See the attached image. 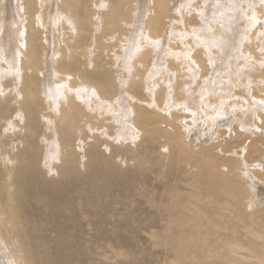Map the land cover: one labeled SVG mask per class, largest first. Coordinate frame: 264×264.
<instances>
[{
	"label": "rangeland",
	"instance_id": "rangeland-1",
	"mask_svg": "<svg viewBox=\"0 0 264 264\" xmlns=\"http://www.w3.org/2000/svg\"><path fill=\"white\" fill-rule=\"evenodd\" d=\"M0 1L2 3V4H0V14L3 15V16L0 15V18L3 17V20H5L3 22L4 25H2V21L3 20H1L2 19L1 18L0 19V25H1V27L4 26L5 30H7V31L10 28L9 32H11V34H13V35L15 34V36H16L15 37V36L10 35V33H6L7 31H5L3 27H2L3 28L2 31H1L2 28H0V35H1L0 36V45H1L0 47H2L4 49L6 48L5 51H4L5 52L4 54H10V50L12 49V51H14L15 54H16V58L18 57L17 58L18 60L16 59L15 64H16V66L18 65L17 68L19 70H18L17 73L13 72L12 74L7 72L8 70H6L7 67H5L6 66L5 62L4 61L2 62V60H0V65H1L0 66V71L2 70V68H4L2 71H3V73L4 72L6 73V75H5V73L3 74L2 71L0 72V77L2 76L0 78V81H1L0 82V94L2 95V97L5 96L4 97L5 103L1 104V107H4L6 104H7V106H9L10 110H9V113L7 114L8 115L7 120L11 121L12 117L16 115L15 113H17V111H16L17 110L16 103H18V102H15V100L17 99L16 93H15V91L17 89V84H16L17 82L15 80L18 79V77L20 79V76L22 74L21 73V69H20V65L22 64V62H21L22 59H21V53L20 52H22L21 49H23L25 47V44L23 45V43H24L23 40H24L25 36L22 35L19 31L23 30L22 29L23 28V23H24V21L27 20L28 15L25 12L24 4H23L24 0H20L19 3H17L19 0H15V2H14V0H3V1L0 0ZM110 1L111 0H95V2H94V0L91 1L92 2V10L96 14V15L94 14L93 17H92V21H93V24L91 25L92 26L91 27L92 30H90V31L87 30L86 32H84V34H83L84 37L82 38L83 41L81 43H79L78 45H76L75 39H74L75 38L74 35L76 33L72 34V32H70V31L75 32L74 31L75 30L74 23L70 24V23H67V22L60 21V23L59 22L57 23L58 25L55 23L53 27L52 26L51 27L45 26V22H46V24H49L48 23L49 16H50V18H52L53 14L51 13L52 12V7L51 6L54 4V0H49L47 8L45 6L43 11L41 12V15L39 13H37V12H39V9L36 7V10H35L34 15H33L34 24L36 26H38V28L41 27L42 29L40 28L41 29L40 31L42 32L43 35L45 34L43 36V40L45 39V41H46L47 38H49L48 36L49 35L51 36V34L54 33L57 36V40H58L59 48H60V50H58L59 52L56 51V56H55V53H53L54 55H52L50 53L48 54V52L45 53L44 51L47 50V46H46V44L43 41L45 46L43 48V52H41V55L39 54V63H37L36 69L34 70V73L32 74V78L36 77V79L38 81V82L36 81V83L39 84V87L42 86L40 84H43V86L40 87L39 90L41 92L43 90V87H44L45 91L41 92V95H42V97L44 99V103H45V101H48V103L47 102L45 103V110L46 111L45 110L44 111H45L46 115L44 116V114H42V116H44L45 119H46L45 121L48 123L47 124V123L43 122V124H42L43 131H44V128H45V124H46V127L48 128V130L45 128V131H47V133L45 131H44L45 133L42 132L43 136H44L43 138L45 139L44 140L45 143L42 142L43 144L41 145V144H39L37 142L38 145H39L38 147L40 148V150L42 149V154H41V156L36 157L35 160H37L39 168L41 166V161L45 160V165H46L45 166V172H46L45 174L54 173V172L50 171V170H52V168L54 166H56V168L58 169V167L60 168L61 166L64 165V163L59 164L60 161H57V160H59V157L61 155V153H59L60 150H59L58 146L60 145V143L62 145H64L63 143L67 141V144H68L67 145V151L70 150L71 153L68 154V156H69L68 159L69 160L67 159L68 161H67L65 166L68 167V168L74 166L76 168L75 170L77 171V173H80V175L79 174L77 175V173H76L77 176L75 175L74 179H72V180L70 179V181H67L64 184L63 189L61 191V196L58 195V197H59L58 201L59 202H56L57 204L54 205L53 208L51 209L50 215L55 212L54 218L52 219V218L49 217V220L46 219L47 226L45 228V238H44V240H45V245L47 247V252L46 253L50 254L49 257L47 255V259H46V263L47 264H51V263L52 264H89V262L91 264H95V263L96 264H156L155 262H157L158 260L163 262V260L167 259V258H165V257H168L167 254H163V252H161L159 250V248L156 247L155 242L150 239L149 235L151 236L155 232L160 231L165 226L164 223H165V219H166L167 215H166V213L159 212L158 205L161 206V205H163L164 202H166V199L162 197L164 192H166V190H171V188H178V189L181 188L182 191L185 190L184 185L186 184V181H187V178H188V175L186 173V171L188 169H187V167L184 164H181V163L180 164H175V163L171 162V167L166 166L165 158H168V155H169L170 151H169V153H167L166 148L168 146L157 135H156L157 138L156 137L153 138V135H150L147 132H143L142 134L137 135V141H135L136 137L132 138V139H135L134 140L135 143L133 144V143H131L132 140H130V138H127L125 136H123L124 137L123 138L122 136H120L119 130L116 129L117 128L116 124H113L114 122L111 121V118L114 117V111H116V109H115L116 107L114 108L112 105H110V102L112 100H114V98L116 99L117 96H119V95H120L119 97L121 98V100L116 99L117 102H115V104L119 105V106H121L122 104L127 103L129 101V102H132V106H134V108H136V109H144V111H146L147 113H150V112H153V113L154 112H156V113L159 112L160 113V111L164 112L165 107H167L168 105H169L168 107L170 108L171 102L173 101L171 97H172V93H173L174 89L172 90V86H170L171 87L170 91H172V93H171L167 89L169 87H166V84L163 85L162 83H160V80L158 82V79L160 77L153 70L152 62L161 63L162 66H164L163 68L166 70V72L168 74L169 73L171 74V75L169 74L171 78L168 77L169 75H166V78L168 79L167 81L173 80L174 83H173V81H171V84L173 83L174 87L177 86L179 89H182V87L184 86V88H185L184 92L182 91V93H181V91L178 90V93H177L176 91H174L175 92L174 94H176V95L179 94V95H177V98H176L177 99L176 101L179 104H180V102L183 99L187 100V97L188 96L190 97V95H192V91H194L192 86L193 85L195 86V84H196V82H194L193 80L195 79V81H196L202 75H203L202 77L204 78L203 80H204V83H205L206 87L203 86L204 85L203 82H200L199 85L196 87L195 94L199 96V97L195 98V101H196L197 104H199V101H201V103L203 102V100L200 99L201 97H203L202 95H206L207 93H208L207 96L215 94V91L217 90V88H218L219 91H220L221 87L224 88L223 92L220 93L221 95H226L228 93V91H229V88H232L230 93L227 94L226 96H224V98L222 100H226V103L229 106L228 109H229V111L231 110L230 112H232V114L236 113V114H240L241 115L242 114L241 112L243 110V113L244 112L247 113L246 114L247 116L243 115V117H244L243 118V123H241V121H237L235 119V121L231 125V128H230L231 131L234 130V131H237L238 133L245 134L246 137H247V138L245 137L246 139L252 137V140H262V141H264V136L262 134L264 132V97H263L264 96V73H262V71L264 72V13H262V12H264V0H184V2H183V0L182 1H180V0L176 1L175 0L176 1L175 7H173L172 4H171V3H173V5H174L175 1L171 0L170 1V6L171 7L168 6L166 8L167 12L163 13L161 15V18L159 19L160 22H159V30H158L157 35H151V36L157 37V38L162 37L163 34L166 35V37L169 39V41L172 43V45H171V47H168V46L167 47H163V49H160L159 44H157V42H151L152 40L146 38V35H144V33H143V31H144L143 27L139 28L138 26H135L136 24L133 23V20H134V17H135V11L133 12V10L134 9L136 10V6L137 7L138 6L141 7L144 4H145L144 8L142 10H140V11H142L140 13L141 14L140 18H142V19L139 18L138 21L140 20V21H143V23H145L148 15H149V3H150L149 0H144V1L141 0L142 4H141L140 0H134L133 1L134 4H132L131 7H130L131 9L133 7V9L131 10L132 15H131V13H130V15H128V11H125L124 10L125 8H123V12H124L125 17L124 18L122 17L123 19H121L119 21V25H118L117 29L113 30L112 28L109 27L110 29L106 30V27H105V25L103 23V20L100 19V15L101 14H99V13L107 14L109 12L107 5H108V3ZM179 1H180V3H179ZM200 2H201V4H200ZM13 3H15V5ZM93 3L96 4V6ZM101 3L103 5L102 8H100V4ZM49 4H51V5L49 6ZM179 4L180 5L182 4L181 7H180ZM6 5H7V7H6ZM12 5H14V7H12ZM19 5H20V7H19ZM93 5H94V7H93ZM182 6H184V7H182ZM207 6L211 7V9L214 8L215 10L213 9V11L211 10L209 12H206V7ZM250 6H251V8H250ZM1 7L3 9H6L5 11L8 12V13L4 12ZM226 7H228L227 8L228 10L226 9ZM9 8H10V10H9ZM201 8L202 9L204 8V9L202 10ZM48 9H50L51 12L48 11ZM179 9H181V13H180ZM21 10L22 11L24 10V11L22 12ZM195 10L196 11L199 10V12L198 11L196 12ZM47 11L49 13H51V14L49 15V13ZM170 11L171 12L175 11L176 13L175 12L171 13ZM177 12H179V13H177ZM184 12H185V14H184ZM9 13H10V15H9ZM12 13H14V14H12ZM133 13H134V17H133ZM170 13H171V15H170ZM18 14H21V15H18ZM36 14L38 15V17H37ZM142 14L144 15V17H142ZM201 14L202 15L205 14V15H203L204 17ZM5 15L8 16V17H6ZM177 15H179V16H177ZM15 16L18 17V18H15ZM170 16L172 17V20H171ZM95 17L98 18L99 20L98 19H97V21L94 20ZM173 17H175V18H173ZM8 18H12L13 21L10 22V20ZM19 18H20V20H18ZM167 18H168V20H167ZM15 19H16V22H15ZM61 19H65V18H61ZM6 20H7V23H6ZM125 20L127 21V24H126ZM135 20H136V18H135ZM174 20L177 23L174 22ZM38 21H40V22H38ZM13 22H15V23H13ZM18 22H20V23H18ZM42 22L44 24H42ZM101 22H102L103 25H100ZM59 24H60V26H59ZM64 24H66V25H64ZM160 24H162V25H160ZM166 24H169L171 26L166 25ZM172 24H174V25H172ZM8 25H10V26H8ZM69 25H71L73 27V29ZM61 26H63V28H61ZM19 27H21V28H19ZM43 27L45 28V31H46V29L49 31V33H48L49 35L48 34L46 35V33H44V28ZM137 27H138V29L140 31L138 29H136ZM181 27L184 28L185 30L182 29ZM203 27H205V29ZM13 28H14V30H13ZM64 28H66V29H64ZM178 28H180V29L178 30ZM56 30H58V31L56 32ZM119 30H121L123 32L120 31L121 32L120 33ZM196 30H197V32H196ZM183 31L185 32L184 36H183ZM16 32H18V33L16 34ZM90 33H91V35H90ZM177 33H179V34H177ZM186 33H188V35ZM85 34L87 36H89V37H87ZM137 34L138 35L140 34V37ZM17 35L19 36V38H18L19 40L18 39L16 40V38L18 37ZM133 35L135 36L134 38H136V42H134L132 40V38H133L132 36ZM22 36H24L23 40L21 39ZM45 36L47 38H45ZM194 36H195V38H194ZM3 37L4 38L7 37L8 39L6 38V41H5V39H3ZM12 37L15 38V39L13 40ZM179 37H182V38H179ZM138 39H140V40H138ZM146 39H147V41H145ZM171 39H174V40L172 41ZM175 40H177V41L175 42ZM186 40L190 41V43H191L190 47L193 49L192 52H189L188 45L187 44H186L187 46L185 45V41ZM4 41H5V45L7 47L4 45V43H2ZM62 41H63V43H62ZM7 42H9V43H7ZM192 42H193V44H192ZM12 43H14V44L12 45ZM73 43H75V44L73 45ZM132 44H135L137 47L138 46L141 47L140 49L145 51V52L150 51L149 53L152 56H149L146 59H144V66H143V63H138V64L134 65L135 64V60H138L137 58H135V57H138V55H139L138 53H137V55L135 54V57L133 56L132 59L129 60L130 62L129 61H125L124 58H126V57H124L123 55L126 53V50L129 49V47ZM183 44L187 47L186 51L184 49L186 47ZM9 45L12 46V47L10 48ZM15 45H16V47H15ZM19 45L20 46L23 45V46L20 47ZM90 45H92V46H90ZM176 45H178V46H176ZM202 46H204V47H202ZM17 47H18L19 50L17 49ZM65 47H66V49H65ZM68 47H71V48H69L70 50L68 49ZM226 47H229L230 52H228V54L224 55V53H226L224 51V48H226ZM96 48H98V49H96ZM172 48H173V50H172ZM178 49H179L180 52L178 51ZM220 49H222V50H220ZM16 50H17V52H16ZM164 50H166V51H164ZM181 50L182 51L184 50V51L181 53ZM250 50L251 51L253 50V52L256 53V54L253 55V53ZM60 51H61V53H60ZM170 51H172L171 54H170ZM185 52H188V54H190V53L191 54L187 56V53H185ZM198 52H199V55H198ZM58 53H59V55H58ZM111 53H113V55H111ZM46 54H48V55L46 56ZM172 54H173V57L171 56ZM180 54H181V56H179ZM77 55H79V56L77 57ZM126 55H127V53H126ZM164 55H166V56H164ZM48 56L50 58L48 60L49 64H48V61H47ZM68 56H69V59H68ZM247 56H249V57H247ZM73 57L75 58V62L76 63L79 62V64H80V65H78L77 68H76V65L73 66V68L69 67V63L71 61L70 58H72V61L74 62ZM103 57H104V60H103ZM192 57H193V60L195 61V64H197V66L194 64L195 67H189V64H187L188 63L187 62V58L189 59V58H192ZM93 58H95V59H93ZM99 58H100L99 63L103 62L102 63L103 74L105 76L107 75L106 77L108 78L107 79L108 80L107 84H110L109 85L110 87H109L107 84H104V83L102 84L101 83L102 86L107 87V90H108L107 94L108 95L106 97L105 96L101 97L100 93H98V90H100V88L98 86H96L95 84L93 85V87L94 86L96 87L95 89H96L98 94L96 93L95 90H93L92 93H90V94H93V95L87 94V92L84 90L85 86L83 87L84 84H81V83H84V82L82 81L80 75H81V72H82V74L84 73L83 72V68L86 65V62L89 60L90 64L93 65L95 63V60H96V63L98 64L97 60ZM161 58H162V60H161L162 62H159V60ZM184 58H185L186 61L184 60ZM195 58L196 59L200 58L201 61H197ZM223 58L226 59V61H224ZM57 59H59V60H57ZM64 59H66V60L68 59L69 62H68V60L67 61L66 60L63 61ZM126 60H128V59H126ZM180 60H182V62ZM222 60L225 63V67H227V68L224 69V72H222V74H221V76L219 78V75H218V77L214 75V70L213 69H216L217 66L220 64V61L222 62ZM44 61H46V63ZM53 61L56 63L57 67H58L57 64L60 62V64L61 65L63 64L64 66L67 64L66 67L68 66V68H66V67L62 68L59 65V71H57V72L56 71H52L53 68L51 66V62L53 63ZM202 61H203V63L201 64L200 62H202ZM164 63L166 65H164ZM181 63H182L183 66L181 65ZM206 63L208 65L210 64L209 65L210 68L208 67V65ZM46 64H47V68L45 67ZM198 64L199 65L201 64V65L198 66ZM94 65L91 66V68L92 67L94 68ZM168 65H170V67ZM185 65L188 67V69L191 68L194 72L191 71V70H189V72H188V69L185 72V69L187 68ZM202 66H204L206 68V70L204 71V74H202V71H201ZM211 66H212V68H211ZM256 66H258V67H256ZM143 67L147 68L146 72H149V73H146V74H145V72L143 73ZM183 67H184V71H181V70H183ZM48 68H49V71H52V72H48L47 71ZM50 68H52V70H50ZM104 68H105V70H103ZM178 68L181 69V70H179ZM257 68H259L260 70H258ZM42 69H43V71H47L49 74L47 72H43ZM136 69L138 71H136ZM85 70H86V73H87V71H89V67H85ZM93 70H95V68ZM175 70L177 71V73H176ZM19 71H20V73H19ZM74 71H75V75H74ZM90 71L93 72L92 69H90ZM237 71L238 72L241 71L242 73L240 72L238 74ZM79 72H80V74H79ZM134 72L137 73L135 76H133V74H132ZM183 72H184V75H183ZM44 73L46 75L48 74L47 75L48 78H47V76ZM76 73H77V75H76ZM181 73H182V76H181ZM191 73H195V74H191ZM14 74H16L17 76L14 75ZM39 74H40V76L42 75L41 77H43V78H41L39 76ZM138 74L141 75L142 79L139 80L140 77H139ZM154 74H155V76H154L155 78L153 77ZM161 74H163V72ZM172 74H173V76H172ZM258 74L260 75V77L262 79L259 78ZM191 75H193V76H191ZM232 75L236 76L235 77L236 78V84L238 82H240V83H238V86L236 84L232 83V81L230 80V77ZM187 76L189 78H187ZM44 77H45L46 80H48V79H50V80H48V82L46 83V80L44 81ZM67 77H68V80H66ZM75 77H80V78L77 79L80 83L79 82L73 83V82H75L74 81L76 79ZM122 77L125 78V79H121ZM14 78H16V79L13 81ZM151 78H152V80H154L152 82V84H151V82H149L151 80ZM192 78H194V79L192 80ZM208 78H209L208 82H205L206 79H208ZM237 78H238V80H237ZM249 78H251V79H249ZM143 79L145 81L148 79L149 80V81L147 80L148 83H147V81L144 82ZM156 79H157V81H156ZM186 79H189V80L186 81ZM54 80H56V83H55ZM59 80H60V82H59ZM61 80H63L62 81L63 83L61 82ZM123 80H125V81H123ZM226 80L228 81V83H226L227 82ZM254 80H256V81L258 80V81H261V82L257 81V83H254L255 82ZM42 81H43V83H41ZM57 81L59 83H57ZM66 81L67 82L69 81L68 83L70 85ZM138 81H141L140 82L141 84ZM209 81H212L210 86H209ZM14 82H16V83H14ZM71 82H72V84H71ZM117 82H118L119 85H116ZM247 82H248V84H247ZM44 83H46V86H44ZM49 83L52 85V89L53 90L56 88L55 86L57 84H58V86H57L58 88H60L62 86L63 93L66 91L65 92L66 94L64 93L65 96H63V94L60 95L59 93L56 94L55 92L50 94L49 90H47V85ZM155 83H157V84H155ZM183 83H185V84L183 85ZM212 83H214V84H212ZM215 83H216L217 86L215 85ZM241 83H242V86H240ZM61 84H63V85H61ZM77 84H79V86H81V87L78 88ZM125 84L128 85V87ZM150 84L153 85V88L149 87V86H151ZM186 84L190 88H188V86ZM256 84H257V86H254ZM68 85H69L70 88L68 87ZM72 85L73 86L76 85V86L73 87ZM111 85H112V87H111ZM155 85H156V87H155ZM15 86H16V89H15ZM160 86H161V88H163V87L165 88V93H164V88L161 89ZM228 86H230V87H228ZM143 87H144V89H143ZM199 87L202 88V89H199ZM208 87H210V88H208ZM258 87H261V88H258ZM262 87H263V89H262ZM123 88H124V90H123ZM148 88L150 89V92H149ZM139 89H140V92L143 95L139 92ZM210 89L214 93L211 92V91L209 92ZM130 90H132L131 92H133V93H131ZM157 90L161 91V93L159 92V95H158ZM197 90H199L198 93H197ZM75 91L76 92L77 91L80 92V93H78V92L75 93V96H78V100L77 101L80 104H82L83 107H86L87 112L90 115L89 118H88V119H90V122L88 121V123H86V124H85V122H83V123L76 122V124L74 126H66V125H63V124H61V125L60 124H56L55 122L57 121V116L58 115H56V114L54 115L53 113L57 112V114H58V109H60V104H61V107H62V104L65 105L66 101L68 100L66 98L67 94H70V93L73 94ZM82 91H83V94H82ZM1 92H4L5 95H3V93H1ZM156 92H157V94H156ZM162 92L164 94V98H163ZM201 92H202V94H201ZM233 92L235 93V95H234ZM46 93H49V94L46 95ZM209 93H211V94H209ZM80 94H81L82 97L80 96ZM126 94H128V95H126ZM137 94H138V97H137ZM169 94H170V96H169ZM185 94H186V96H185ZM232 94H233L234 97L232 96ZM146 95H148L147 98H146ZM230 95H231V97H230ZM51 96H52V98H51ZM150 96L152 97V99H151ZM166 96H168V97H166ZM54 97H56V98H54ZM130 97H132V98H130ZM159 97H160V100L158 99ZM133 98H135V99H133ZM154 98L157 99L159 102L157 100H156L157 101L156 102ZM236 98H237V101H236ZM248 98H249V100H248ZM0 99H1V97H0ZM49 99H51V100L49 101ZM65 99H66V101H65ZM122 99H123V101H122ZM13 100H14V103H13ZM81 100H84V101H81ZM134 100L137 101V102H135ZM161 100H163V103H162ZM253 100H254V102H252ZM53 101H56L57 103L59 102L58 103L59 105L57 104L58 107L56 106V102H54V104H52ZM61 101H63L64 103H62ZM169 101H171V102H169ZM228 101L229 102L231 101L230 104L228 103ZM100 102L102 103V105L100 104ZM256 102L258 104H256ZM150 103L153 104L154 106L150 105ZM204 103H206V102H204ZM247 103H249V104L247 105ZM233 104H234V107H233ZM99 105L101 107H99ZM242 105H245V106H242ZM148 106H149V108H148ZM248 106H251L252 108L251 107L246 108ZM92 107H93V109H92ZM96 108H98V109H96ZM106 108H107V110L109 112L108 111L105 112ZM232 108H233V111H232ZM243 108H245V109H243ZM261 108H262V110H261L262 112L259 111ZM47 110L49 112H47ZM51 110H53V111H51ZM157 110H158V112H157ZM170 110H173V109L170 108ZM94 112H97V113L94 114ZM171 112L172 113H170V114H175V115L178 114V115H176L178 119L175 121L176 127H180V125H182L181 122H180V120L182 118H185V119L188 118V115L187 114L185 115L179 109L171 111ZM49 113H51L52 116L49 115ZM101 113L104 116H102ZM156 113H155V115H156ZM170 114H167L166 117L169 118V116H171ZM180 114H183V115H180ZM236 114L232 115L233 118H235L234 116H236ZM47 115H49L50 118ZM53 116H55V117H53ZM185 116H187V117H185ZM106 117H108V118H106ZM255 117H257L258 120H256ZM49 119H50V123L48 122ZM205 119L207 121L211 120L210 118H207V115H205ZM261 119H262V121H261ZM51 120L53 121L54 124H56V126L53 123H51L52 122ZM13 121L15 123H17V120H13ZM212 121L214 122V120H212ZM258 122H259V124H257ZM52 124L54 125V127H53ZM197 124H201V122L199 121V122H197ZM241 125H243V128H245V130L239 128ZM50 126H52V127H50ZM185 126H187V125H185ZM198 126H196V128ZM245 126H248V127H245ZM251 126H252V128H251ZM59 127L61 128L62 132L59 130L60 129ZM67 127H69V128H67ZM7 128L8 127L5 128L4 125L1 126L2 130L7 131L6 133H8V129ZM51 128H52V130H51ZM188 128L190 129V126ZM238 128H239V130H238ZM55 129H56V131H58L57 134H54V135H56V137H55L56 139L54 138V135L51 133V131L53 133H55L54 132ZM198 129L200 130L201 128L198 127L197 131L193 130L192 133L196 134V132H198ZM220 129L223 130V129H225V127H222ZM240 129L242 131H240ZM253 130H257L258 132H262L261 133L262 135L261 134L257 135V136L256 135H252V133H250V132H252ZM179 131H181V129ZM247 131H249V132L247 133ZM60 132L62 133V135H61ZM66 133H68V134H66ZM114 133H115V135H114ZM184 133H186L185 130H182L181 134H182L183 140L186 139V141H185L186 142V146H187V143H188L189 147H191V148L193 147L192 149H197V146L194 145L196 142H194L193 137L192 136H191V138L187 137L186 135H188V134H184ZM226 134H227L226 130H224V133L221 134L219 137L221 138L222 135H226ZM233 135H235V132L233 133ZM50 136H51V138H50ZM60 136H61L62 139H60ZM119 136L122 137V138H120ZM58 137H59V139H58ZM132 137H134V136H132ZM219 137H217V139ZM257 137H259V138H257ZM50 139H52V140H50ZM122 139H124L126 141H124ZM149 139H151V140H149ZM78 140L81 142V144H80V142ZM190 140L193 142L192 144H190ZM232 140H234V138L233 139H229V141H231V142H232ZM51 141H53V142H51ZM72 141H74V143ZM218 141H220V139H218ZM227 141L228 140L226 139V141H222V142H227ZM54 142H58L59 145L57 143L55 144ZM75 142H77V143L75 144ZM129 142H130V144H129ZM144 144H146V145H144ZM154 144H155V146H154ZM216 144H218V143H216ZM53 145H54V148H53ZM162 145H164V146H162ZM46 146H48V147H46ZM195 146H196V148H194ZM51 147H52V150H54V152L51 150ZM158 147H160L162 150H160V148L158 149ZM46 148H49V149L46 150ZM78 148H80L79 149L80 151L78 150ZM148 149H150V151L152 149V151L150 152ZM43 151H44L45 155L43 154ZM146 151H148V154H147ZM262 151H263V156H264V147H262ZM153 152H154V154H153ZM50 153L52 154V157H51ZM57 154H59V156H56ZM145 154H146V156H144ZM155 154H156V157H155ZM79 155H80V157H79ZM86 155H88V156H86ZM53 156H54V158H53ZM72 156H73V159H72ZM118 157H120V158L118 159ZM70 159H72V161H70ZM48 162H51V163H48ZM155 162H157V163H155ZM68 163H69V165H68ZM74 163H75V165H74ZM148 163H150V164H148ZM49 164L50 165L52 164L53 167L50 166ZM84 164H87V166H89V167H87V169H86ZM79 165H81V166H79ZM124 165H126V166L124 167ZM132 165H133V167H132ZM172 165H174V166L177 165L178 167L176 166L174 168ZM151 166H153V168ZM149 167L152 170H150ZM167 168H168V170L166 172ZM184 168L187 169V170H185ZM41 169H42V167H41ZM175 170H177V171H175ZM180 170L182 171V173L179 172ZM166 173H167V175H166ZM156 174H158V176L161 175V174H164L166 176H163V177L160 176V177H157V179H155L154 175H156ZM179 174H180V176H179ZM171 176L173 178H171ZM51 177L52 176H48L49 179H51ZM179 177H180V179H176V178H179ZM154 180H156V181H154ZM166 180L167 181L169 180V181L167 182ZM104 181H106V183H104ZM157 181H159V182L157 183ZM175 181H177V182H175ZM143 182H144V184H143ZM164 182H166V183H164ZM175 183H177V184H175ZM180 183H182L183 185L180 184ZM100 184H101V186H99ZM166 184L167 185L168 184L172 185V187L169 186V185H168L169 186L168 187ZM178 184H179V187L177 186ZM90 185H91V187H90ZM145 185L147 186V188H145L146 187ZM151 185L154 186V187H152ZM159 185L162 186V187H159ZM164 185H165V187L163 189ZM104 186H106V187H104ZM151 187L155 191V193H154L153 190H151ZM58 188L60 189L61 185H59ZM142 189H143V191H142ZM146 189H148V191ZM91 190H93V191H91ZM144 190H146V191L144 192ZM188 190L189 189L187 188L186 191H188ZM139 191H141V193L142 192H144V193H142V195H141V193ZM137 194H139V195L137 196ZM85 196H87V197H85ZM105 196H107V197H105ZM146 197H148L149 199L146 198ZM153 197H155V198H153ZM66 198H67V200H66ZM141 198H143V201L141 200ZM108 199H109V201H108ZM48 200H49V198H48ZM76 200H78V201H76ZM104 200H105V202H104ZM114 200H115V202H114ZM86 201L88 203H85ZM152 201H154L153 203H155V205L152 203ZM77 202H78V204H77ZM145 202H147V203H145ZM144 203H145V206H144ZM86 204L88 206H85ZM96 204H97L98 207H96ZM68 205H69V207H68ZM94 205H95L96 209L94 208ZM150 206H152V207L150 208ZM66 207H68V208H66ZM255 207L264 208V207H262V205L259 202L255 203ZM47 209L48 208L46 206V210ZM64 212H65V216H63ZM143 212H145V214ZM84 216H86V217H84ZM92 216H94V217H92ZM70 222H71V225H70ZM69 225H70L71 228L69 227ZM90 229L94 233H92ZM95 229H97V232H96ZM87 230H88V232H87ZM79 232H81V233H79ZM97 233H98V236L96 235ZM70 234H72V235H70ZM99 234H101V235H99ZM60 235H61V237H59ZM82 235H84V236H82ZM57 238H60L61 242H59L60 240L57 239ZM89 238L91 240H89ZM90 245H91V247H90ZM100 245L103 246V247H101ZM56 246H58V247H56ZM99 247H101L100 250H98ZM58 248H60V249L58 250ZM49 250H51V251H49ZM106 250H108V251H106ZM54 251H56L57 253L56 252L54 253ZM66 251H67V253H66ZM91 251L93 252V254L91 253ZM95 251H96V253H95ZM83 252H85V253H83ZM88 253H89V255H88ZM120 254H122V255L120 256ZM64 255H66V256H64ZM116 255H118V256H116ZM97 256H98V258H96ZM78 258H81V259L78 260ZM64 259H65V261H64ZM69 260H70V263H68Z\"/></svg>",
	"mask_w": 264,
	"mask_h": 264
},
{
	"label": "bare ground",
	"instance_id": "bare-ground-1",
	"mask_svg": "<svg viewBox=\"0 0 264 264\" xmlns=\"http://www.w3.org/2000/svg\"><path fill=\"white\" fill-rule=\"evenodd\" d=\"M91 1L92 0H54V4L51 6L52 7V12L50 11V9H48V11H50L53 14L52 15V18H50V16H49V21H48L49 24H46V22H45V26H49V27L52 26L53 27L55 23L56 24L58 22L60 23V21L67 22V23H70V24L74 23V25H75L74 26L75 27V30L74 31L75 32H73V31H70V32H72V34L73 33H76L74 35L75 36L74 39H75L76 45H78L79 43H81L83 41L82 38L84 37L83 36L84 32H86L87 30L88 31L92 30L91 29V27H92L91 25L93 24L92 17H93V15L95 13L92 10V2ZM133 1L134 0H111L108 3L107 7H108V11L109 12L107 14H105V13L104 14L99 13V14H101L100 15V19L103 20V23H104V25L106 27V30H109L110 28H112L113 30L117 29V27L119 25V21L125 17L124 12H123V8H125L124 9L125 11H128V15H130V13L132 15L131 10L133 9V7H132V9L130 7H131L132 4H134ZM170 1L171 0H151V1L149 0V2H150L149 3V15H148L145 23H143V21H140V20L138 21V19L141 16L140 13L142 12L140 10H142L144 8V5L145 4L142 5L141 7H139V6L137 7L136 6V10L135 9L133 10V12L135 11V17H134V13H133V17H134L133 23L136 24L135 26H138L139 28L140 27H143V29H144L143 33H144V35H146V38L152 40L151 42H157V44H159L160 49H163V47H167V46L168 47H171L172 43L169 41V39L166 37L165 34H163L162 37H159V38L153 37L151 35H157L158 30H159V22H160L159 19L161 18V15L163 13L167 12L166 11V8L168 6H170ZM176 1L174 2V5H173V3H171L173 7H175ZM180 1H182V0H180ZM180 1H179V3H180ZM14 2H15V0H14ZM19 2H20V0L17 3H19ZM48 2H49V0H24V2H23L24 8H25V12L28 15V17H27V20H26L27 22L24 21V23H23V28H22L23 30L21 29L22 31H19V30L18 31L22 35L25 36V37L22 36V38H21L23 40V37H24V40H23L24 43H23V45L25 44V47L23 49H21L22 52H20L21 53V59H22L21 60L22 64L20 65V69H21V73L22 74H21V76L19 75L20 76V79H19V77H18V79H16L17 77L13 79V81L16 79L15 81L17 82V83L16 82H14V83L17 84V89H16V86H15V89H16L15 93H16V97H17V99L15 100V102H18V103H16V105H17V110H16L17 113H15L16 115L12 117V120L11 121L10 120H7V118H8V115L7 114L9 113L10 108H9V106H7V104L4 107H1V104L5 103V101H4L5 100L4 99L5 96L2 97V95L0 94V97H1V99H0V264H47L46 263L47 255L49 257L50 254L49 253L48 254L46 253L47 252V247L45 245V240H44V238H45V228L47 226L46 219L49 220V217L52 218V219L54 218L55 212L52 213L51 215H50V213H51V209L53 208V206L57 204L56 202H59L58 201V198H59L58 195L61 196V191L63 189L64 184L67 181H70V179L71 180L74 179V177H75V175L77 173V171L75 170L76 168L74 166L73 167H70V168H68V167L65 166L66 163H67V161L69 160L68 159L69 158L68 154L71 153L70 150L67 151V145H68L67 144V141L66 142L63 141L64 142L63 143L64 145H62L61 143L59 145L58 142H54L55 144L57 143L59 145L58 146L59 147V150H60L59 153H61V155L59 157V160H57V161H60L59 164L64 163V165L61 166L60 168L58 167V169L56 168V166L53 167L52 164L51 165L49 164L50 166L53 167L52 170H50V171L51 172H54V173H52V174H50V173L49 174H45L46 173L45 172V166H46L45 165V160H42L41 161L40 168H39V165H38L37 160H35L36 157H39L42 154V149L40 150V148L38 147L39 146L38 143L41 144V145L43 143H45L44 142L45 139L43 138L44 136H43V133L42 132L45 131V128L48 130V128L46 127V124H45L44 131H43V127H42L43 122L47 123L45 121L46 119H45L44 116L46 115L45 114V111H46L45 110V103L46 102L48 103V101H45V103H44V99H43V97L41 95V92L42 91H45L44 90V87H43V90L41 92L39 90L40 87L43 86V84H40L42 86L39 87V84L36 83V81H37L36 77L35 78H32V74L34 73V70L36 69L37 63H39V54L41 55V52H43V48L45 46L44 43L47 46V50L44 51L45 53L48 52V54L50 53L52 55H54L53 53H55V56H56V51L60 50L59 43H58V40H57V36L54 33H52L51 36H50L48 34L49 31L46 29V31H47L46 32L45 31V28L43 27L44 28V33H46V35L47 34L49 35L48 36L49 38H47L45 36V38H47L46 41H45V39L43 40V36L45 34L43 35L42 32L40 31L42 28L41 27H40L41 29L38 28V26H36L34 24V21H33V15H34V12L36 10V7L39 9V12H37V11L36 12L41 15V12L45 8V6L47 8ZM94 2H95V0H94ZM140 2H141V0H140ZM183 2H184V0H183ZM201 2H200V4H201ZM0 4H2L1 1H0ZM13 4L15 5V3H13ZM141 4H142V2H141ZM14 5H12V7H14ZM50 5L51 4H49V6ZM94 5L96 6V4H94ZM94 5H93V7H94ZM181 5H180V7H181ZM6 7H7V5H6ZM19 7H20V5H19ZM102 7H103V5L101 3L100 4V8H102ZM182 7H184V6H182ZM227 8L228 7H226V9ZM250 8H251V6H250ZM213 9L214 8L211 9V7L207 6L206 7V12H209L211 10L213 11ZM2 10L4 12H6L5 11L6 9H3L2 8ZM9 10H10V8H9ZM179 10H180V13H181V9H179ZM199 10H197V11L199 12ZM172 12H175V11H172ZM6 13H8V12H6ZM51 13H49V15ZM171 13H170V15H171ZM177 13H179V12H177ZM262 13H264V12H262ZM12 14H14V13H12ZM184 14H185V12H184ZM0 15H2V14H0ZM9 15H10V13H9ZM18 15H21V14H18ZM203 15H205V14H203ZM177 16H179V15H177ZM6 17H8V16H6ZM37 17H38V15H37ZM142 17H144L143 14H142ZM175 17H173V18H175ZM1 18L0 19L3 20V17H1ZM15 18H18V17L15 16ZM61 18H65V19H61ZM95 18H94V20L97 21L98 18H96V19ZM135 18H136V20H135ZM8 19L10 20V22L13 21L12 18H8ZM140 19H142V18H140ZM18 20H20V18ZM167 20H168V18H167ZM171 20H172V17H171ZM4 21L5 20L2 21V25H4L3 24ZM15 22H16V19H15ZM15 22H13V23H15ZM38 22H40V21H38ZM174 22H176V21L174 20ZM6 23H7V20H6ZM18 23H20V22H18ZM42 24H44V23L42 22ZM126 24H127V21H126ZM64 25H66V24H64ZM100 25H103L102 22H101ZM160 25H162V24H160ZM166 25H169V24H166ZM172 25H174V24H172ZM8 26H10V25H8ZM59 26H60V24H59ZM69 26L73 29V27L71 25H69ZM169 26H171V25H169ZM2 27L5 30V27L4 26H2ZM2 27L0 25V28H2ZM21 27H19V28H21ZM138 27L136 29H138ZM3 28L1 29V31L3 30ZM61 28H63V26H61ZM203 28L205 29V27H203ZM64 29H66V28H64ZM179 29L180 28H178V30ZM182 29H184V28H182ZM13 30H14V28H13ZM5 31H7V30H5ZM9 31H10V28L8 29V31L6 33H10V35L15 36V34L13 35ZM57 31L58 30H56V32ZM120 31L121 30H119V32ZM121 32H123V31H121ZM196 32H197V30H196ZM17 33L18 32H16V34ZM184 33L185 32L183 31V36H184ZM177 34H179V33H177ZM186 34L188 35V33H186ZM90 35H91V33H90ZM138 36L140 37V34ZM87 37H89V36H87ZM132 37H133L132 40L134 42H136V38H134L135 36L133 35ZM182 37H179V38H182ZM6 38L3 37V39H5V41H6ZM18 38H19V36L16 38V40ZM194 38H195V36H194ZM12 39L14 40L15 38L12 37ZM147 39L145 41H147ZM138 40H140V39H138ZM171 40L173 41L174 39H171ZM5 41L2 42V43H4V45H5ZM43 41H44V43H43ZM176 41L177 40H175V42ZM7 43H9V42H7ZM62 43H63V41H62ZM75 43H73V45ZM13 44L14 43H12V45ZM186 44L188 45L189 52H192L193 49L190 47V45H191L190 41L189 40H186L185 41V45ZM192 44H193V42H192ZM23 45H21V46H23ZM90 46H92V45H90ZM176 46H178V45H176ZM11 47L12 46H10V48ZM15 47H16V45H15ZM202 47H204V46H202ZM69 48H71V47H68V49ZM98 48H96V49H98ZM140 48L141 47H139V46L137 47L135 44H132L129 47V49L126 50L127 55H126V53L123 55L124 57H126V58H124L125 61L131 60L132 57L133 56L135 57V54L137 55V53H138L139 54L138 57H135L138 60H135V64L134 65H136L138 63H143V66H144V59H146L147 57L152 56V55L149 53L150 51L145 52V51L141 50ZM5 49L2 48V47H0V60H2V62L3 61L5 62V65H6L5 67H7L6 70H8L7 72H9L10 74H12L13 72L14 73H17L19 69L17 68L18 65L16 66V64H15V61H16V59L18 57L16 58V54H15L14 51H12V49L10 50V54H4L5 53L4 52ZM17 49H18V47H17ZM65 49H66V47H65ZM184 49L186 51L187 47L184 48ZM166 50H164V51H166ZM172 50H173V48H172ZM220 50H222V49H220ZM178 51H179V49H178ZM183 51L181 50V53ZM224 51L226 52V53H224V55L225 54H228V52H230L229 47L224 48ZM16 52H17V50H16ZM251 52L253 53V55L256 54V53L253 52V50ZM60 53H61V51H60ZM171 53H172V51H170V54ZM185 53H187V56L191 54V53L188 54V52H185ZM48 54H46V56ZM58 55H59V53H58ZM111 55H113V53H111ZM166 55H164V56H166ZM198 55H199V52H198ZM49 56H48L47 61L50 59ZM78 56L79 55H77V57ZM171 56L173 57V54ZM179 56H181V54ZM247 57H249V56H247ZM68 59H69V56H68ZM70 59L72 61V58H70ZM93 59H95V58H93ZM126 59H128V60H126ZM199 59H196V60L197 61H201V59L200 60ZM57 60H59V59H57ZM65 60L66 59H64L63 61H65ZM73 60H74V62L73 61L72 62L70 61L69 67H72L73 68V66L76 65V68H77L78 65H80V64H79V62H77V63L75 62V58L74 57H73ZM103 60H104V57H103ZM161 60H162V58L159 60V62H162ZM182 60H180V61L182 62ZM184 60H185V58H184ZM223 60L226 61V59H224V58H223ZM223 60H222V62L220 61V64L217 66L216 69H213L214 70V75L217 76V77L219 75V78H220L222 72H224V69L227 68V67H225V63L223 62ZM97 61H98V64L96 63V60H95V63H94L95 65L93 64L95 70H93L94 69L93 67L91 68V66H93V65L90 64L89 60L86 62V65L83 68V72L84 73L82 74V72H81V75H80L82 81L84 82V83H81V84H84L83 87L85 86L84 87V90L87 92V94L92 93L93 90L96 91V89H95L96 87L95 86L93 87V85L95 84L96 86H98L100 88V90H98V93H100L101 97H104V96L106 97L108 95L107 94V91H108L107 90V87L102 86L101 83L102 84L103 83L104 84H107L108 83V80H107L108 78L106 77L107 75L105 76L103 74V71H102V63L103 62L102 63H99L100 58ZM44 62L46 63V61H44ZM68 62H69V60H68ZM187 62H188L187 64H189V67H195L194 66L195 61L193 60V57L192 58H189V59L187 58ZM200 63L202 64L203 61L200 62ZM48 64H49V61H48ZM57 65H58V67L56 66V63L54 61H53V63L51 62V66H52L53 70H52V68H50V70L57 72V71H59V65L63 68V67H66L67 64L64 66L63 64L61 65L60 62H59ZM164 65H166V64L164 63ZM181 65H182V63H181ZM195 65L197 66V64H195ZM200 65L198 64V66H200ZM209 65H208V67L210 68ZM168 66L170 67V65H168ZM45 67L47 68V64L45 65ZM85 67H89V71H87V73H86ZM152 67H153V70L160 77L159 79L157 78L158 79V82L160 80V83H162L163 85L166 84V87H169V88H167L169 91L171 89L170 86H172V90L174 89L173 90V93H172V91H170L172 93V97L171 98H172L173 101L172 100H171L172 102L169 101V102H171V106H172V107L170 106V108L173 109V110H170V108L168 107L169 105H168L167 106L168 108L165 107L164 112L163 111H160V113H159L158 110H157L158 113H156V112H154V113L153 112L147 113L146 111H144V109H136V108H134V106H132V102H129V101L127 103L122 104V105L120 104L121 106H119V105H116L115 102H117L116 99L121 100V98L119 97L120 95L117 96L116 99L114 98V100H112L110 102V105H112L114 108L116 107L115 108L116 111H114V117L111 118V121L114 122L113 124H116V126H117L116 129L119 130L120 136H122V137L125 136L127 138H130V140H132L131 143L134 144L135 143L134 142L135 139H132V138H135L136 137V140L135 141H137V135H140L143 132H147L150 135H153V138L156 137V135H157L168 146L166 148L167 153H169V151H170V153L168 155V158H165L166 166L171 167V162H173L175 164H180L181 163V164H184L187 167V169L189 170L188 171L187 169L184 168L185 170H187L186 173L188 175L186 184L184 185L185 190L182 191L181 188H179V189L178 188H171V190H166L165 189L166 192L163 191L164 194H163L162 197L166 199V202L163 201L164 202L163 205H161V206L158 205V210H159V212L166 213V215H167V217L165 219V223H164L165 226L160 231L155 232L151 236L149 235V237H150L151 240H153L155 242L156 247H158L159 250L161 252H163V254H167L168 257H165L167 259L166 260H163V262L158 260L159 262L157 261L155 263L156 264H264V208L255 207V203L256 202H259L262 205V207H264V156H263V151H262V147H264V141H262V140H252V137L246 139L247 137H246L245 134L238 133L237 131H234V130L231 131L230 128H231V125L233 124V122L235 121V119L237 121H241V123H243V118H244L243 115H246L247 114L245 112H244L245 113L244 114L243 113V110L241 112L242 113L241 115L240 114H236V113L232 114V112H230L231 110L229 111V109H228L229 106L227 105L226 100H222L224 98V96H226L227 94L230 93V91L232 90V88H229V91H228V93L226 95H221L220 94V93L223 92L224 88L221 87L220 91L217 88V90L215 91V94H212L210 96H207L208 93L206 95H202L203 97H201L200 99L203 100V102L201 103V101H199V104H197L196 101H195V98L196 97H199V96L195 94V90H196V87L199 85L200 82H203L204 83V80H203L204 78L202 77L203 75L199 79H197L196 81H195L194 78H192V80L194 79L193 81L196 82L195 86L193 84H192L193 86L191 85L193 87V90L194 91L191 90L192 91V95H190V97L188 96L189 98L187 97V100L183 99L180 102V104H179L176 101L177 100L176 99L177 98V95H179V94H177V95L174 94L175 93L174 91H176L178 93V90H180L181 93H182V91L184 92V89H185L184 86L182 87V89H179L177 86L176 87L173 86L174 85L173 84L174 83L173 80L170 79L171 81H173L172 84H171V81H167L168 79L166 78V75H169L170 73L168 74L166 72V70L163 68L164 66H162L161 63L152 62ZM256 67H258V66H256ZM66 68H68V66ZM211 68H212V66H211ZM3 69L4 68H2V70ZM90 69H92L93 72H91ZM187 69H188V67L185 69V72H186ZM257 69L260 70L259 68H257ZM103 70H105V68ZM146 70H147V68H144L143 67V73L144 72H145V74L146 73H149V72H146ZM179 70H181V69H179ZM189 70L193 71L191 68L188 69V72H189ZM205 70H206V68L204 66H202V68H201L202 74H204V71ZM42 71H43V69H42ZM47 71L48 72H52V71H49V68H48ZM47 71H43V72H47ZM136 71H138V70L136 69ZM181 71H184V67H183V70H181ZM162 72H163V74H161ZM240 72L241 71H239L238 74ZM2 73H3V71H2ZM19 73H20V71H19ZM176 73H177V71H176ZM262 73H264V72L262 71ZM79 74H80V72H79ZM132 74H133V76H135L137 73L134 72ZM191 74H195V73H191ZM259 74H258V76H259V78H261ZM5 75H6V73H5ZM14 75H16V74H14ZM74 75H75V71H74ZM76 75H77V73H76ZM141 75H139V77H140L139 80L142 79ZM170 75L168 77H170ZM183 75H184V72H183ZM39 76H40V74H39ZM154 76H155V74L153 75V77ZM172 76H173V74H172ZM181 76H182V73H181ZM191 76H193V75H191ZM80 77H75L76 79L74 80L75 82H73V83L79 82L77 79L80 78ZM235 77L236 76H233V75L230 77V80L234 84H236V78ZM41 78H43V77H41ZM47 78H48V76H47ZM125 78L122 77L121 79H125ZM187 78H189V77L187 76ZM238 78H237V80H238ZM157 79H156V81H157ZM249 79H251V78H249ZM45 80L46 79L44 77V81ZM48 80H50V79H48ZM48 80H46V83L48 82ZM66 80H68V77H67ZM187 80H189V79H186V81ZM208 80H209V78L206 79L205 82H208ZM54 81L56 83V80H54ZM62 81L63 80H61V82ZM123 81H125V80H123ZM141 81H138V82L140 83ZM146 81L144 80V82H146ZM148 81H147V83H148ZM153 81L154 80H152V78H151V80L149 82H151V84H152ZM254 81H253L254 83H257L258 80L257 81L254 80ZM59 82H60V80H59ZM59 82L57 81V83H59ZM211 82L212 81H209V86H210ZM258 82H261V81H258ZM41 83H43V81ZM46 83H44V86H46ZM226 83H228V81ZM238 83H240V82H238ZM238 83L236 84L237 86H238ZM71 84H72V82H71ZM155 84H157V83H155ZM184 84L185 83H183V85ZM212 84H214V83H212ZM247 84H248V82H247ZM61 85H63V84H61ZM69 85H68V87H69ZM107 85L109 86L110 84H107ZM116 85H119L118 82H117ZM215 85H216V83H215ZM57 86H58V84L55 86L56 88L53 90L52 89V85L49 83L47 85V90H49L50 94L55 92L56 94L59 93L60 95L63 94V96H65L64 93L66 91L63 93L62 86L60 88H58ZM74 86H76V85H74ZM126 86L128 87V85H126ZM203 86L206 87L205 83H204ZM240 86H242V83H241ZM254 86H257V84L254 85ZM77 87L79 88L81 86H79V84H77ZM111 87H112V85H111ZM149 87L150 88H153V85H151ZM155 87H156V85H155ZM228 87H230V86H228ZM160 88H161V86H160ZM163 88H161V89H163ZM188 88H190V87L188 86ZM208 88H210V87H208ZM258 88H261V87H258ZM143 89H144V87H143ZM199 89H202V88L199 87ZM262 89H263V87H262ZM123 90H124V88H123ZM83 91H82V94H83ZM131 91L132 90H130V92ZM198 91L199 90H197V93H198ZM210 91H211V89L209 90V92ZM77 92L75 91L73 94H71V93L70 94H67V97L66 98L68 100L66 101V99H65V101H66L65 105L62 104V107H61V104H60V109H58V114H57V112L56 113L55 112L53 113L54 115L55 114L58 115L57 116V121L55 122L56 124H60V125L63 124V125H66V126H74L76 124V122H78V123L85 122V124L88 123V121L90 122V119H88L90 115L87 112L86 107H83V105L80 104L77 101L78 100V96H75V93H77ZM139 92H140V89H139ZM149 92H150V89H149ZM157 92H158V95H159V92L161 93L160 90L159 91L157 90ZM157 92H156V94H157ZM211 92H213V91H211ZM1 93H3V95H5L4 92H1ZM78 93H80V92H78ZM96 93H97V91H96ZM131 93H133V92H131ZM164 93H165V88H164ZM47 94H49V93H46V95ZM201 94H202V92H201ZM209 94H211V93H209ZM90 95H93V94H90ZM126 95H128V94H126ZM162 95H163V98H164L163 92H162ZM234 95H235V93H234ZM80 96H81V94H80ZM147 96L148 95H146V98H147ZM169 96H170V94H169ZM185 96H186V94H185ZM232 96H233V94H232ZM137 97H138V94H137ZM166 97H168V96H166ZM230 97H231V95H230ZM51 98H52V96H51ZM54 98H56V97H54ZM130 98H132V97H130ZM133 99H135V98H133ZM151 99H152V97H151ZM158 99L160 100V97ZM50 100L51 99H49V101ZM156 100L157 99H155V101ZM248 100H249V98H248ZM81 101H84V100H81ZM122 101H123V99H122ZM161 101L163 103V100H161ZM236 101H237V98H236ZM54 102H56V101H53L52 104H54ZM61 102L64 103L63 101H61ZM135 102H137V101H135ZM204 102H206L207 104L204 103ZM230 102L228 101L229 104H230ZM252 102H254V100ZM13 103H14V100H13ZM58 103L56 102V106L57 107L59 105ZM100 104L102 105L101 102H100ZM248 104L249 103H247V105ZM256 104H258V103L256 102ZM150 105H153V104L150 103ZM242 106H245V105H242ZM99 107H101V106L99 105ZM233 107H234V104H233ZM249 107H251V106H248L246 108H249ZM107 108H106L105 112L108 111ZM148 108H149V106H148ZM92 109H93V107H92ZM96 109H98V108H96ZM178 109L180 111H182L185 115L186 114L188 115V118L187 119H185V118H182L181 120L179 119L180 122H181V124H182V125H180V127H176V124H175V121L178 119L176 115H178V114H176V115L175 114H170V113H172L171 111L178 110ZM243 109H245V108H243ZM261 110H262V108L259 111H261ZM51 111H53V110H51ZM232 111H233V108H232ZM47 112H49V111L47 110ZM95 113H97V112H94V114ZM155 113H156V115L157 114L158 115L156 116ZM42 114H44V116H42ZM167 114H170L171 116H169V118H167L166 117ZM235 114H236V116H234L235 118H233L232 115H235ZM49 115H51V113H49ZM49 115H47V116H49ZM180 115H183V114H180ZM205 115H207V118H210L211 120L207 121L205 119ZM102 116H104V115L102 114ZM53 117H55V116H53ZM185 117H187V116H185ZM49 118H50V116H49ZM106 118H108V117H106ZM255 118H256V120H258L257 117H255ZM13 120H17V123H15ZM212 120H214V122ZM199 121L201 122V124H197V122H199ZM261 121H262V119H261ZM48 122L50 123V119H49ZM51 123H53V121ZM56 124H54V125L56 126ZM257 124H259V122ZM2 125H4L5 128L8 127L7 128L8 129V133H6L7 131L1 129V126ZM54 125H53V127H54ZM185 125H187L188 127L190 126V129L187 126H185ZM196 126L200 127L201 129L200 130L198 129V132H196V134H194V133H192V131L193 130L194 131H197V128L198 127L196 128ZM252 126H251V128H252ZM50 127H52V126H50ZM222 127H225V129L221 130L220 128H222ZM245 127H248V126H245ZM67 128H69V127H67ZM239 128L245 130V128H243V125H241ZM239 128H238V130H239ZM56 129L54 131L55 133H53L51 131V133L53 135L58 133V131H56ZM180 129H181V131L182 130H185L186 133H184V134H188V135H186L187 137H190V138H191V136L193 137L194 142H196L194 145L197 146V149H192L193 147L192 148L189 147L188 146L189 145L188 143H187V146H186V142H185L186 139L184 138L185 140H183L181 131H179ZM241 129H240V131H242ZM51 130H52V128H51ZM59 130L61 131V128ZM224 130H226V133L227 134L226 135H222V137L220 138L219 136L224 133ZM45 132L47 133V131H45ZM234 132H235V135H233ZM248 132L249 131H247V133ZM250 133H252V135H256L257 136V135H260L262 132H258L257 130H253ZM66 134H68V133H66ZM262 134L264 136V132ZM61 135H62V133H61ZM114 135H115V133H114ZM132 136H134V137H132ZM55 137H56V135H54V138ZM122 137H120V138H122ZM217 137H219L218 139H220V141H218ZM50 138H51V136H50ZM233 138H234V140H232V142L229 141V139H233ZM257 138H259V137H257ZM58 139H59V137H58ZM60 139H62L61 136H60ZM151 139H149V140H151ZM226 139L228 140L227 142H222V141H226ZM50 140H52V139H50ZM122 140H124V139H122ZM124 141H126V140H124ZM51 142H53V141H51ZM72 142L74 143V141H72ZM76 143L77 142H75V144ZM192 143L193 142L190 140V144H192ZM216 143H218V144H216ZM80 144H81V142H80ZM129 144H130V142H129ZM144 145H146V144H144ZM154 146H155V144H154ZM162 146H164V145H162ZM196 146L194 148H196ZM46 147H48V146H46ZM53 148H54V145H53ZM159 148L160 147H158V149ZM48 149L49 148H46V150H48ZM79 149L80 148H78V150ZM51 150H52V147H51ZM148 150L150 151V149H148ZM160 150H162V149L160 148ZM52 151L54 152V150H52ZM151 151H152V149H151ZM146 152L148 154V151H146ZM43 154L45 155L44 151H43ZM153 154H154V152H153ZM56 156H59V154H57ZM86 156H88V155H86ZM144 156H146V154ZM51 157H52V154H51ZM79 157H80V155H79ZM155 157H156V154H155ZM53 158H54V156H53ZM119 158L120 157H118V159ZM72 159H73V156H72ZM72 159H70V161H72ZM48 163H51V162H48ZM75 163H74V165H75ZM155 163H157V162H155ZM148 164H150V163H148ZM68 165H69V163H68ZM79 166H81V165H79ZM84 166H85L86 169H87V167H89V166H87V164H84ZM125 166L126 165H124V167ZM172 166L175 168L177 165L176 166L172 165ZM41 167H42V169H41ZM132 167H133V165H132ZM151 167L153 168V166H151ZM168 168L166 169V172H167ZM150 170H152V169L150 168ZM175 171H177V170H175ZM179 172L182 173L181 170ZM78 174L80 175V173H77V175ZM166 175H167V173H166ZM166 175L161 174V175L158 176V174H156V175H154V177H155V179H157V177H160V176L163 177V176H166ZM48 176H52L51 179H49ZM172 176H171V178H173ZM179 176H180V174H179ZM176 179H180V177L179 178H176ZM154 181H156V180H154ZM159 181H157V183ZM175 182H177V181H175ZM104 183H106V181H104ZM164 183H166V182H164ZM143 184H144V182H143ZM175 184H177V183H175ZM180 184H182V183H180ZM59 185H61V188L60 189L58 188ZM160 185H159V187H162ZM99 186H101V184ZM106 186H104V187H106ZM169 186L172 187V185H169ZM177 186L179 187V184ZM90 187H91V185H90ZM152 187H154V186H152ZM152 187H151V190H153ZM164 187H165V185L163 186V189H164ZM145 188H147V186ZM187 188L189 189L188 191H186ZM148 189H146V190L148 191ZM146 190H144V192ZM91 191H93V190H91ZM142 191H143V189H142ZM139 192L141 193V191H139ZM144 192H142V193H144ZM142 193H141V195H142ZM154 193H155V191H154ZM138 195L139 194H137V196ZM85 197H87V196H85ZM105 197H107V196H105ZM48 198H49V200H48ZM146 198H148V197H146ZM153 198H155V197H153ZM66 200H67V198H66ZM141 200L143 201V198H141ZM76 201H78V200H76ZM108 201H109V199H108ZM104 202H105V200H104ZM114 202H115V200H114ZM153 202L154 201H152V203ZM85 203H88V202L86 201ZM145 203H147V202H145ZM145 203H144V206H145ZM77 204H78V202H77ZM153 204L155 205V203H153ZM46 206L48 208L47 210H46ZM85 206H88V205L86 204ZM68 207H69V205H68ZM68 207H66V208H68ZM96 207H98L97 204H96ZM96 207L94 205V208L95 209H96ZM151 207L152 206H150V208ZM65 212L63 213L64 214L63 216H65ZM143 213L145 214V212H143ZM84 217H86V216H84ZM92 217H94V216H92ZM70 225H71V222H70ZM70 225H69V227H70ZM95 230L97 232V229H95ZM87 232H88V230H87ZM91 232H92V230H91ZM79 233H81V232H79ZM92 233H94V232H92ZM70 235H72V234H70ZM96 235L98 236V233ZM99 235H101V234H99ZM82 236H84V235H82ZM59 237H61V235ZM57 239L60 240V238H57ZM89 240H91V239L89 238ZM59 242H61V240ZM56 247H58V246H56ZM90 247H91V245H90ZM101 247H103V246H101ZM101 247H99V249L98 248L97 249L100 250ZM59 249L60 248H58V250ZM49 251H51V250H49ZM106 251H108V250H106ZM55 252L56 251H54V253ZM66 253H67V251H66ZM83 253H85V252H83ZM91 253L93 254L92 251H91ZM95 253H96V251H95ZM88 255H89V253H88ZM121 255L122 254H120V256ZM64 256H66V255H64ZM116 256H118V255H116ZM96 258H98V256ZM79 259H81V258H78V260ZM64 261H65V259H64ZM68 263H70V260H69ZM89 264H91V263L89 262Z\"/></svg>",
	"mask_w": 264,
	"mask_h": 264
}]
</instances>
